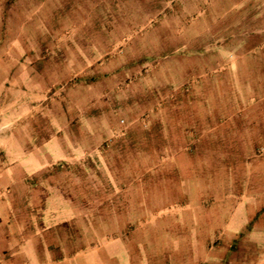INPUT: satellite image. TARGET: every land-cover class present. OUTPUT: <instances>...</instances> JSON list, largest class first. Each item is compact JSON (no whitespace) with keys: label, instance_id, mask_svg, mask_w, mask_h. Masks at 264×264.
I'll use <instances>...</instances> for the list:
<instances>
[{"label":"crops","instance_id":"obj_1","mask_svg":"<svg viewBox=\"0 0 264 264\" xmlns=\"http://www.w3.org/2000/svg\"><path fill=\"white\" fill-rule=\"evenodd\" d=\"M19 1L9 2L16 6ZM171 6L176 7V2ZM171 6L168 4V9ZM193 6L198 14L206 12L205 19L193 18L173 27L169 25L173 29L178 26L182 36L176 41L172 38L176 30L169 31L173 44L168 48L166 63L161 56L163 52L133 59L134 64L140 59L155 61L159 73H156L157 83L152 84L153 92L160 95V91L162 94L168 91L170 96H156L153 100L159 108L147 130L138 137L136 157L141 159L139 167L132 169L135 174L129 178L125 162H120V179L101 186L119 188V196H115L118 201L127 200V192L134 190L133 200L141 205L149 204L146 213L131 216L135 220L132 228L128 230L124 223L114 238L105 233L103 238L95 240L93 235V242L80 244L78 236L83 227L78 224L76 227L75 222L81 218L77 209L69 206L71 211L65 218L44 226L41 222L49 219L52 209L46 196L39 198L33 194L34 188L29 187L30 192L20 198L21 204L13 203L10 198L0 204L5 209L0 215L3 221L0 222V264H144L145 255L148 260L155 256L150 255V249L155 237L160 235L158 228H163L164 236L172 237L173 242L171 256L166 254L162 260L175 262L178 259L175 252L183 249H175L174 237L181 233L173 230L177 226L185 228L191 237L186 242L190 251L192 246H197L192 237L201 234L214 237L209 241L211 246L202 264H224L227 252L232 253L233 263L245 264L243 260L240 262L242 252L246 251L248 256L264 253V0H227L220 5ZM222 13H229L226 21ZM2 41L4 37H0ZM48 42L54 44L53 39ZM32 52L27 46L17 59L12 57L14 64L7 76H20V68L30 81L33 75L43 74L37 64L44 57ZM57 59L47 58V68L54 70L52 74H56ZM87 62L74 76L84 70L92 73L90 68L95 58L88 54ZM34 86L36 91L45 90ZM78 118L82 126V116ZM62 119L52 136L42 139L36 133L42 140L41 146L54 142V138L63 142L65 130L73 123L69 115ZM64 150L61 144L55 156L64 155ZM41 163L47 164L42 159ZM24 168L25 174L31 170ZM73 168L81 172L78 167ZM25 179L14 177L9 186L22 187ZM81 181L73 180L72 187L80 191ZM47 182L53 184L51 179ZM105 192L101 202L108 204L112 198ZM228 194L231 201L226 198ZM212 198L215 201L208 205ZM63 199L68 204H77L75 197L63 195ZM78 199L84 203L90 197L79 192ZM223 203L235 206L223 208ZM94 216L89 212L86 222ZM110 218V214L105 216V220ZM18 219L26 222L24 229L13 223ZM182 220L186 222L181 224ZM139 235L144 236L141 241L137 239ZM223 236L233 239L225 241ZM88 246L91 247L87 249ZM84 249L88 251L81 253ZM179 256L182 258V253ZM251 264H264V255L257 260L255 257Z\"/></svg>","mask_w":264,"mask_h":264},{"label":"rangeland","instance_id":"obj_2","mask_svg":"<svg viewBox=\"0 0 264 264\" xmlns=\"http://www.w3.org/2000/svg\"><path fill=\"white\" fill-rule=\"evenodd\" d=\"M9 1L0 0V37H4L0 42V204L8 198L17 205L21 204L20 198L30 192L29 187H33V194L39 198L46 196L52 209L49 219L41 222L42 225L65 218L71 211L69 206L73 205L78 215L81 214L79 221L75 222L76 227L77 224L83 227L78 236L80 244L93 242V235L95 240L103 238L105 233L112 234L114 238L124 223H127L128 230L132 228L135 220L130 217L146 213L149 204L144 202L141 205L133 200L134 190L127 192V200L118 201L115 196H119V188L105 189L101 186L120 179V162H125L129 178L135 174L132 169L139 167L141 159L136 157L138 137L147 130L159 108L153 100L170 96L168 91L163 94L160 91V95L153 92L158 77L156 73H159L158 64L151 59L136 60L134 64L133 59L141 58L143 54L163 52L161 56L165 57L166 63L172 38L177 41L182 34L178 26L172 27L188 19H205L206 12L196 13L193 5H220L227 0H20L16 6ZM175 2L176 7L171 6ZM228 14L222 13L225 21ZM171 30L172 33L176 30V35L171 33L170 39ZM50 39L54 44H49ZM47 45L50 49L45 50L43 47ZM27 46L34 55L44 57L37 64L43 74L33 75L32 82L30 77L23 75V68H20V76H7L14 64L12 57L17 59L18 53L22 54ZM88 54L95 58V64L90 68L92 73L84 70L79 76H74L87 65ZM50 56L58 58L56 74L47 68ZM22 64L21 61V67ZM93 76L96 77L93 79ZM34 84V87L38 85L45 90H34ZM65 115H69L73 124L65 130L63 142L54 138V142L41 146L42 140L37 134L42 135V139L52 136ZM79 116H82V126L78 123ZM79 142L84 146L79 147ZM61 144L65 148L62 151L64 155L56 157ZM41 159L47 164L41 163ZM41 165L44 166L40 170ZM24 167L31 170L25 174ZM57 167H60L59 171ZM73 167H78L81 172ZM23 175L28 176L25 179ZM18 176L25 179L23 186H9L10 180ZM50 179L53 184L47 182ZM73 180H82L80 191L72 187ZM104 190L106 196L112 198L108 204L101 202ZM79 192L90 199L83 203L78 199ZM63 195L75 197L77 204L66 203ZM228 195L226 198L231 201ZM214 201L212 198L208 205ZM222 205L223 208L235 206L234 203ZM4 211L0 208V215ZM89 212L95 216L87 223ZM109 214L110 220H105ZM184 222L182 220L181 224ZM13 223L18 228L26 227V222L20 219ZM4 229H7L6 225ZM162 229H157L160 235L151 243L150 255L155 256L148 260V255H145L142 263L202 264L211 246L209 241L214 237L202 234L192 237L197 246H192L190 251L186 246L187 239L191 238L187 230L174 227L175 232H181L174 237L175 249H185L176 251L178 259L172 262L162 260L166 254L171 256L173 243L172 237L164 236ZM143 238L137 236L140 241ZM229 239L233 238L227 237L225 241ZM248 255L246 251L242 252L240 262L251 264L255 257L256 260L263 258L264 253ZM224 264H235L231 252L226 253Z\"/></svg>","mask_w":264,"mask_h":264},{"label":"trees","instance_id":"obj_3","mask_svg":"<svg viewBox=\"0 0 264 264\" xmlns=\"http://www.w3.org/2000/svg\"><path fill=\"white\" fill-rule=\"evenodd\" d=\"M77 80H79V79H77Z\"/></svg>","mask_w":264,"mask_h":264}]
</instances>
